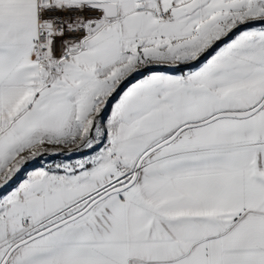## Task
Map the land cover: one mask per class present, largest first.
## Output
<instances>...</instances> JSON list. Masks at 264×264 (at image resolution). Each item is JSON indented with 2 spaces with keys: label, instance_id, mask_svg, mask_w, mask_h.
<instances>
[{
  "label": "crops",
  "instance_id": "crops-1",
  "mask_svg": "<svg viewBox=\"0 0 264 264\" xmlns=\"http://www.w3.org/2000/svg\"><path fill=\"white\" fill-rule=\"evenodd\" d=\"M67 1L113 4L116 16L43 72L33 56L36 0H0V182L37 153L83 141L139 66L192 65L136 78L87 148L16 174L0 193V261L18 240L126 182L179 127L264 97V0ZM5 264H264V105L180 132L146 156L132 186L18 246Z\"/></svg>",
  "mask_w": 264,
  "mask_h": 264
},
{
  "label": "built area",
  "instance_id": "built-area-1",
  "mask_svg": "<svg viewBox=\"0 0 264 264\" xmlns=\"http://www.w3.org/2000/svg\"><path fill=\"white\" fill-rule=\"evenodd\" d=\"M96 4L67 0H36V40L33 44L35 60L42 61L44 68L51 69L50 60L61 64L65 58L85 49L95 32L111 21V17H107L103 9L98 8ZM171 66L173 65L165 64L158 67L171 70ZM91 138L87 132L83 141L64 148V154L70 156L79 154L89 146ZM48 153L52 154L53 151Z\"/></svg>",
  "mask_w": 264,
  "mask_h": 264
},
{
  "label": "water",
  "instance_id": "water-1",
  "mask_svg": "<svg viewBox=\"0 0 264 264\" xmlns=\"http://www.w3.org/2000/svg\"><path fill=\"white\" fill-rule=\"evenodd\" d=\"M96 6L100 9H103L105 15L107 17H115L116 16V9L115 6L113 4H107V3H99L96 4ZM251 24V22H248L246 24H242L236 28H234L233 30H231V32L229 34H227L224 38H222L221 40H219L218 42H216L212 48L206 52V54H203L199 57V59H197L194 64H197L199 62H201L202 60H204L209 53L211 52L212 49H214L217 45L221 44L222 42H224L225 40H227L233 33L237 32L238 30L242 29L243 27H245L246 25ZM179 66L173 65L170 67L171 71H176L178 70ZM146 70L145 69H139L136 70L135 72H133L131 74V76L129 78H127L126 80H124L123 82H121L117 88L114 90V92L100 105L98 112L94 115L88 134L90 136H92L93 131L97 125V122L101 119V117L103 116V113H105L110 105L113 103V101L115 100L116 96L133 80H135L136 78L143 76L146 74ZM264 105V97L260 100V102L255 105L254 107L248 109V110H244V111H239V112H219L217 114H214L212 116H210L209 118L200 121V122H195V123H189V124H185L181 127H179L177 130H175L170 136H168L167 138H165L164 140H162L161 142H159L158 144H156L155 146L149 148L148 150H146L137 160L135 166H134V170L131 174V177L124 183L113 186L107 190H105L104 192H102L101 194H99L98 196H96L94 199H92L84 208H82L81 210H79L76 213H73L51 225H48L40 230H38L37 232L26 236L20 240H18L17 242H15L6 252L5 256L2 258V260L0 261V264H5V262L7 261L8 257L10 256V254L20 245L25 244L37 237H40L42 235H45L51 231H53L54 229L58 228L59 226L63 225L64 223L71 221L75 218H77L78 216H80L81 214H83L84 212H86L90 207H92L95 203H97L98 201H100L101 199L113 194V193H118L120 191H123L127 188H129L130 186H132V184L134 183L136 176H137V171L142 163V161L146 158V156L155 148L164 145L168 142H170L171 140H173L180 132L191 128V127H195V126H199V125H203L205 123H208L210 121H213L214 119L220 118V117H236V118H242V117H247L251 114H253L254 112H256L257 110H259L262 106ZM45 154V152L43 153ZM64 154V150H56L54 151V155H62ZM38 158H40V155H34L28 159H25L23 161H21L20 163H18L13 169L12 172L4 179L0 182V193L3 192L14 180L16 174L23 168L29 167L35 160H37Z\"/></svg>",
  "mask_w": 264,
  "mask_h": 264
},
{
  "label": "rangeland",
  "instance_id": "rangeland-1",
  "mask_svg": "<svg viewBox=\"0 0 264 264\" xmlns=\"http://www.w3.org/2000/svg\"><path fill=\"white\" fill-rule=\"evenodd\" d=\"M258 23H264V19H262V20H260ZM203 54H206V53H204V52H202V54H200V56L201 55H203ZM200 56H198V58L197 59H199V57ZM39 63H40V66H42V69H43V72H46V68H44V63L42 62V61H39V60H37ZM49 62H51V64L52 63H54V61L53 60H50ZM157 65V64H156ZM156 65L155 64H143V65H141V66H139L138 68H137V70H139V69H145L147 72H146V74H148V73H153V72H159V71H166V72H168V73H172V72H177V71H180V70H186L188 67H191V65L190 66H188L187 64L185 65V66H183V67H181V68H179L178 70H176V71H171V70H166L164 67H156ZM168 65H177V64H168ZM104 114V113H103ZM98 123V122H97ZM91 125V124H90ZM90 127V126H89ZM88 131H89V128H88ZM92 137V136H91ZM59 149H61V150H63V148H56V149H51V150H47L46 152H45V154H39V153H37L36 155H40V158L41 157H47V156H54V151H56V150H59ZM66 149V148H65ZM51 151H53V153L52 154H49L48 152H51ZM38 160V159H37ZM37 160H35V162L37 161ZM12 172V171H11ZM10 172V173H11ZM57 219V218H56ZM54 221V220H53ZM52 224V223H51ZM51 224H49V225H51Z\"/></svg>",
  "mask_w": 264,
  "mask_h": 264
}]
</instances>
